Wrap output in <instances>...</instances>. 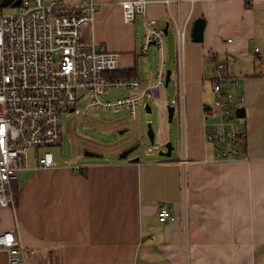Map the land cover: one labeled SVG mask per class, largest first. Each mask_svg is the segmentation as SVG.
Segmentation results:
<instances>
[{"label":"crops","instance_id":"0c3cea01","mask_svg":"<svg viewBox=\"0 0 264 264\" xmlns=\"http://www.w3.org/2000/svg\"><path fill=\"white\" fill-rule=\"evenodd\" d=\"M94 1L101 9L82 28L83 40L119 55L113 76L140 83L138 89L122 87L133 91L131 96L154 85L163 68L166 80L158 98L173 75L165 40L172 32L177 36L173 16L179 7L152 0L145 14L126 23L119 2L127 0ZM191 9L178 69L179 94L183 90L185 97L183 105L179 99L181 151L162 159L128 155L86 164H67L54 154L53 168L22 169L13 183L15 206L5 208L0 219V232L13 230L21 237L22 264H264V0L186 1L184 16ZM198 18L206 25L202 41L194 42ZM146 25L165 30L163 50L155 44L142 50ZM152 46L161 62L150 79L143 56ZM210 54L225 64L229 82L223 93L242 98L238 108L247 114L239 123L247 131L245 150L227 160L216 153L231 140L208 139L209 132L223 128L221 117L206 114L217 98ZM161 207L174 220L162 221ZM0 264H9L5 251Z\"/></svg>","mask_w":264,"mask_h":264},{"label":"built area","instance_id":"2783aa9c","mask_svg":"<svg viewBox=\"0 0 264 264\" xmlns=\"http://www.w3.org/2000/svg\"><path fill=\"white\" fill-rule=\"evenodd\" d=\"M186 1L193 5L196 0H163L167 6L176 3L179 7L173 18L180 48L185 45L192 16V9L186 16L182 12ZM150 3L152 0L119 2L123 20L134 22L137 14H145ZM4 9L0 5V219L5 208L15 206L13 183L19 172L30 166L31 151L37 168L57 165L52 149L62 145L65 113L87 99V109L122 107L136 119L141 104L156 98L166 80L162 68L156 75V83L142 95L104 100L109 91L122 87L138 89L140 83L114 77L119 55L101 43L83 40L82 28L92 23L101 9V4L94 0L78 3L22 0L14 12ZM165 34L163 29L146 25L142 50L147 52L152 44L163 50ZM208 61L217 71L213 86L217 98L214 106L206 108V114L209 119L221 117L223 127L209 132L208 139L231 140L229 147L216 153L217 159L227 160L245 150L234 145L247 139L246 129H239L241 118L237 116L243 99L223 93V86L229 82L224 77L225 64L215 54H210ZM184 101L181 90V105ZM159 218L172 221L175 217L169 209L161 207ZM0 251L8 254L9 264H22L26 248L17 232L7 230L0 232ZM33 253L31 250L30 254Z\"/></svg>","mask_w":264,"mask_h":264},{"label":"rangeland","instance_id":"374dc122","mask_svg":"<svg viewBox=\"0 0 264 264\" xmlns=\"http://www.w3.org/2000/svg\"><path fill=\"white\" fill-rule=\"evenodd\" d=\"M4 10L12 13L15 8L6 7ZM138 23H141L140 20ZM185 48L186 44L180 48L177 36L173 32L165 40V58L170 69L173 70V75L169 85L162 89L161 95L148 102L152 109L151 113L147 112L145 105L138 110L137 119H133L128 110L122 107L87 109L89 101L87 99L80 101L74 111L65 113L62 145L52 149L56 159H61L67 164L122 160L119 158L120 154L133 145H136L137 150L129 157H139L144 160L155 159L154 157L162 159L159 153L164 151L168 143L173 146V156H177L183 144L178 69L183 61ZM143 59L148 77L151 79L158 71L161 54L155 46H152ZM132 94L133 91L121 88L109 91L103 98L116 100ZM169 106L176 109L172 120L169 118ZM149 123L155 134L153 143L148 136ZM30 155V165H32L34 164L32 151Z\"/></svg>","mask_w":264,"mask_h":264},{"label":"water","instance_id":"95a60500","mask_svg":"<svg viewBox=\"0 0 264 264\" xmlns=\"http://www.w3.org/2000/svg\"><path fill=\"white\" fill-rule=\"evenodd\" d=\"M21 3H22V0H2L0 5L2 8H6V7H10V6L16 8V7H19L21 5ZM205 25H206V22L203 18H198L195 20L194 25H193V29H192V39L194 42H201L202 41ZM169 82H170V73L167 76V85L169 84ZM146 109H147L148 113L152 112L150 105H147ZM71 111H74L73 108L71 109ZM174 112H175V108L173 106H169L170 120L173 119ZM237 116L239 118H246V116H247L246 108L245 107L238 108L237 109ZM148 128H149L148 136L151 140V143H153L154 139H155V134L153 132L152 125L150 123L148 124ZM166 147L168 149V152L165 153L164 156L169 157L172 153L173 146L171 143H168L166 145ZM133 150H134V148L123 152L122 154H120V157L123 159L127 158L128 155ZM91 155H93V154H91ZM136 161H138V159H136Z\"/></svg>","mask_w":264,"mask_h":264},{"label":"flooded vegetation","instance_id":"af4514ba","mask_svg":"<svg viewBox=\"0 0 264 264\" xmlns=\"http://www.w3.org/2000/svg\"><path fill=\"white\" fill-rule=\"evenodd\" d=\"M166 147V146H165ZM134 150L129 154V156H131L136 150H137V147L136 145H133V146H130V148L126 149L125 151L127 150H130V149H133ZM149 151H152V149H149ZM168 151L167 147L164 149V151H160L159 155L160 156H164V154ZM155 155H158V154H155Z\"/></svg>","mask_w":264,"mask_h":264},{"label":"trees","instance_id":"16d2710c","mask_svg":"<svg viewBox=\"0 0 264 264\" xmlns=\"http://www.w3.org/2000/svg\"><path fill=\"white\" fill-rule=\"evenodd\" d=\"M1 1L2 0H0V3H1ZM120 76L119 75H117V78H119ZM245 141L246 140H242V142H240V141H236V142H234V145H238V146H240V147H245Z\"/></svg>","mask_w":264,"mask_h":264}]
</instances>
